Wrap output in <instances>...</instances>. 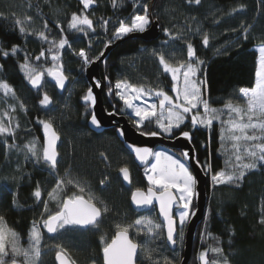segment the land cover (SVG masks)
I'll list each match as a JSON object with an SVG mask.
<instances>
[{"label":"snow or ice","instance_id":"snow-or-ice-1","mask_svg":"<svg viewBox=\"0 0 264 264\" xmlns=\"http://www.w3.org/2000/svg\"><path fill=\"white\" fill-rule=\"evenodd\" d=\"M45 3L51 6L50 0H45ZM186 3L199 6L202 0H186ZM110 4L118 11L124 8L125 0H110ZM260 4L264 5V0H260ZM79 5L81 7L78 10L67 15L66 23L56 19L50 24L40 4L34 5L31 0H27L26 11L22 16L11 13L12 31L18 34L23 44L5 46L0 41V60L4 61L0 63V73L6 71V62L15 58L23 80L38 94V104L42 109H48L55 103L46 85L53 83L54 87L64 90L69 81L64 64L65 52L78 57L86 68L104 57L116 41L131 34L146 33L160 19L159 16H153V0H135L127 17H97L94 8L98 0H79ZM245 9L246 5L241 3L232 8L231 14ZM31 10L35 11V15L29 14ZM0 18L8 20L9 16L0 13ZM37 19L40 21L39 28L35 27ZM196 21L197 18L191 16L182 27H163L166 39L159 48L151 50L162 74L170 77V91L159 84L133 82L126 76L118 77L113 82L105 75L104 80L109 84L108 95L122 102L119 112L127 113L130 123L141 136H163L167 139L183 137L191 143L196 130H211L214 123H219L220 144L217 151L224 157L223 166L214 169L210 158L201 162L192 150L176 154L135 143L127 144L135 159L143 165L146 180V186L131 189L130 202L136 209H154L156 215H138L131 221H115L110 237L101 233L98 239L102 264H144L145 259L152 260L156 253V249L149 247V243L158 240L170 245L174 252L176 248L184 246L185 228L197 214L194 202L199 196L200 181L193 171V161L210 176L214 188L228 185L239 189L250 173L264 170V39L253 49L257 53L254 85L240 87L239 100L230 99L221 107H215L206 95V61L197 55L191 39L185 35L189 32L200 34L202 45L209 47L212 37L209 32L202 31L200 26H194L192 22ZM214 23L219 24L220 20H214ZM252 28V24L242 22L239 28L231 31L240 32L242 40L248 41ZM29 38L40 42L38 54L27 50ZM93 41L102 43L103 49L91 57L89 51ZM77 43H84L85 46L76 48L74 44ZM177 43L186 46V58H177ZM169 47L172 48L171 52L167 51ZM242 47V43L237 44V48ZM220 51L216 49L217 53ZM224 54H228L226 50ZM94 87L101 88V81L95 80L81 97L88 106L86 112L97 103ZM28 111V105L17 94L14 86L0 76V144L5 158L11 155L22 156L25 164L43 166L41 170L48 171L55 178L50 190L43 189L39 181L35 182L31 196L35 203L42 204V209L39 216L31 221L26 243L22 242V234L8 224L6 216L0 214V264H41V258L48 247L44 244L45 232L58 236L77 229L99 230L104 218L114 211L91 191L86 182L73 177L67 169L63 176L59 174L58 142L61 137L52 117L36 119L43 130L42 144L38 143V137L23 144L16 142L18 131L21 130L20 116L23 114L26 117ZM108 114L113 115L112 112ZM89 122L96 128L102 126L95 111H90ZM152 125L154 129L150 130ZM189 125V130H183ZM116 131L121 137L126 135L121 128ZM100 156L104 160L108 159L103 152ZM23 166L18 162L14 170L20 175L3 178L5 183L16 184L11 201L15 208L24 206L18 198L20 182L24 179L21 172ZM118 171L122 180L132 185L130 168L125 164ZM107 180L105 176L100 180V185H105ZM69 187L76 191L68 194ZM50 202L56 203V210L50 209ZM204 219L207 228V214ZM258 223L264 225V214ZM205 234L212 237L214 243H209L199 251V264H232L220 237L213 236L211 232H202V239ZM140 236L146 237V240L142 242L137 239ZM53 247L57 249L56 260L59 264H77L65 246L57 243ZM178 256L179 253H175L172 257H164L163 264H180ZM92 264H96V261L93 260ZM155 264L160 262L156 261Z\"/></svg>","mask_w":264,"mask_h":264},{"label":"trees","instance_id":"trees-1","mask_svg":"<svg viewBox=\"0 0 264 264\" xmlns=\"http://www.w3.org/2000/svg\"><path fill=\"white\" fill-rule=\"evenodd\" d=\"M35 5L40 4L43 12L49 19L50 24L59 19L66 23L67 15L78 10L79 0H50V5L45 0H31ZM135 0H125L124 8L114 10L110 0H98V5L94 8L96 16H121L127 17L132 11L131 5ZM153 16H159V37L156 40L144 41L138 37L127 38L116 43L107 56L99 65V77L103 84L102 101L108 112L118 116L128 118L127 113H120L122 102L117 98L108 95V81L104 80L107 75L111 81L118 77H128L133 82H147L153 85H161L166 91L171 86L170 77L162 74L157 60L151 55L153 48H159L166 39L163 27H182L191 16L197 18L192 22L194 26H200L202 31H207L211 35L209 47L205 48L201 42V35L185 33L191 39L197 50V55L206 61L207 68V90L206 95L209 102L215 107H221L228 100H239L238 90L240 87H251L255 83V72L257 70V53L253 51L264 39V5L260 0H202V4L188 5L186 0H153ZM245 4L246 9L242 12L231 14L234 7ZM27 0H0V13L9 16L8 20L0 18V41L5 46L13 43H21L18 34L11 28V13L23 15L26 9ZM25 6V8H21ZM174 11L173 18L165 14ZM35 15V11L31 10ZM220 23H214V20ZM252 24L250 38L243 41L240 32L233 33L231 29L239 28L241 23ZM111 27V26H110ZM58 31V30H57ZM54 34H56L54 32ZM107 39V37H102ZM86 43V42H85ZM242 43V48H237V44ZM85 46L84 43L74 44L79 48ZM27 50L33 54H38L40 42L35 38L27 41ZM219 48L220 53L216 52ZM103 49V44L93 41V47L89 55L94 57ZM146 49V50H145ZM177 58H186V46L182 43L175 45ZM225 50L228 54H224ZM168 52L172 48L167 49ZM22 56V54H21ZM107 63H104V61ZM0 60V63H3ZM64 64L67 72L76 77L75 86L67 97L64 90L58 91L54 87L49 94L53 97L57 106L58 126L60 127L61 140L69 144V151L65 161L60 164L58 172L60 175L67 169L73 177L87 183L91 191L100 199L108 203L114 211L106 216L99 230L97 229H77L65 232L58 236L44 234V244L47 248L60 243L65 246L72 259L77 264H102L100 253L99 235L101 233L112 235L113 223L119 220H133L138 213L129 204L130 191L136 186H146L143 176V169H140L133 161L131 154L124 147L123 143L116 135V128H105L100 131L89 129L88 121L91 109L86 112L84 101L81 99L84 92L89 87L84 75V66L81 60L73 56L70 52H65ZM14 86L17 94L28 105V115L20 116L21 130L17 134V143L23 144L29 138L38 137L39 144L43 143L42 127L36 123V119L42 118L43 112L38 104V94L32 90L22 74L16 67L15 58L6 62V71L0 73ZM53 104V105H54ZM56 120V121H57ZM130 121V120H129ZM132 125V124H131ZM24 129H30L25 131ZM56 129V128H55ZM154 125L150 126V130ZM189 127L183 130H189ZM219 123H214L211 130L200 128L194 132L191 144L195 150V156L201 162L210 158L214 169L223 166L224 157L217 151L219 148ZM177 135H179L177 133ZM155 149H164L172 153L179 154L181 150H170L161 146ZM61 151V144L59 152ZM105 153L108 157L104 160L100 153ZM60 160V157H59ZM24 165L21 172L24 179L19 186V202L24 205L21 208L12 206V193L16 191V184L3 180L4 177L13 174L20 175L14 170L17 163ZM127 165L132 175V185L126 186L119 176V167ZM43 166L34 167L31 163L25 164L23 157L11 155L6 159L2 144H0V214L6 216L8 224L19 231L26 243L27 232L31 221L39 216L42 204L34 202L31 192L35 182L39 181L45 190L55 183V178L49 175L48 171L41 170ZM108 177L105 185H100V180ZM206 181V213L208 215V226L205 228V216L198 223L194 238L192 255L189 264H199L196 262L199 251L207 247L209 243H214L212 237L207 234L201 238L202 232H211L213 236L220 237L225 252L228 254L232 264H264V225L258 223L264 212V170L250 173L237 189L232 186L223 185L213 187L210 176ZM76 191L70 188L67 192ZM195 205V202H194ZM50 209L56 210V204L50 202ZM157 249L152 260L145 259L144 264H155L159 261L163 264L164 257H172L179 253L177 257L180 262L182 248H176L175 252L170 250L164 241L158 240ZM155 245V246H156ZM45 249L49 251V249ZM154 248V247H153ZM57 251V249H55ZM55 252L50 251L47 257L41 259V264H55L53 257ZM196 258V259H195Z\"/></svg>","mask_w":264,"mask_h":264},{"label":"water","instance_id":"water-1","mask_svg":"<svg viewBox=\"0 0 264 264\" xmlns=\"http://www.w3.org/2000/svg\"><path fill=\"white\" fill-rule=\"evenodd\" d=\"M159 34H160L159 25L157 21V22H154V24L148 29L146 33L131 34L124 39L138 37L144 41H150V40H156L159 37ZM120 41H116L113 45H111L110 48L105 52L104 57H102L100 60L96 61L92 65L87 66L85 68L84 75H85V79L87 80L89 86H92L95 80L100 79L99 77L100 63L104 60V58L107 56L109 51L113 48V46ZM102 88H103V84L101 88H95V87L93 88L94 94L97 97V103L94 106V108H92V111H95L97 118L101 121L102 126L99 128H96L95 126L91 125L89 122L90 121V118H89V121H88L89 129H91L92 131H100L103 128L112 127V126H117V128L123 129L126 133L124 137H121L117 131H116V135L118 139L123 143L124 147L131 154L134 163L140 169H143V165H141L140 162L135 159L134 155L127 148V144L129 143H135L138 146H147V147H153V148L161 146V147H164L170 150H181V151L192 150L193 154L195 155V150H194L193 145L189 141L184 139L183 137H179L178 139H167L163 136L162 137L141 136L139 132H137L136 129L133 127V125H131L127 117L122 116V115L118 116L114 113L113 115H109L108 114L109 112L106 111L105 106L102 101V90H103ZM58 91H62V90L58 89ZM60 144H61V139L58 142V149H59ZM192 167H193L194 173L197 175L200 181L198 185L199 196L195 201V208L197 210V214L196 216L192 218L191 222L187 225L185 229V242H184V246L182 247V257L180 260V264H189L191 254H192L194 233H195L198 223L204 218L205 213H206V201L207 200H206L205 185L207 181V176L205 172L198 165L195 164V161L192 162ZM119 176L121 177L120 173H119ZM122 182L124 183V185L128 186V184L124 182L123 180ZM129 204H130V207L137 213L151 210V209H136L135 206L131 204L130 199H129ZM48 235H51V234H48ZM167 247L170 250H173L170 245H167ZM53 260L55 264H59V262L56 260V252L54 254Z\"/></svg>","mask_w":264,"mask_h":264},{"label":"rangeland","instance_id":"rangeland-1","mask_svg":"<svg viewBox=\"0 0 264 264\" xmlns=\"http://www.w3.org/2000/svg\"><path fill=\"white\" fill-rule=\"evenodd\" d=\"M26 6V5H25ZM25 6H21V8H25ZM171 9H168V10H164V13L165 14H169L172 18H173V16H174V11H171L170 13H169V11H170ZM23 11H26V9H24ZM29 14H32L33 15V13H31V12H29ZM35 27H37V28H39L40 27V21H39V19H37L36 20V24H35ZM259 46V45H258ZM258 46H256V47H258ZM68 70V69H67ZM67 70H66V73L69 75V81L66 83V87H65V89H64V96L65 97H67L68 96V94L70 93V91L74 88V86L76 85L75 84V80H76V77H72V75H70L68 72H67ZM83 70L85 71V67L83 68ZM69 71V70H68ZM83 71V72H84ZM89 85V84H88ZM171 87V86H170ZM169 87V88H170ZM56 88V87H55ZM52 89H54V84L53 83H49V84H47L46 85V90L48 91V92H50ZM58 89V88H57ZM169 91H170V89H169ZM171 94V93H170ZM57 106L54 104V105H52V106H50L47 110H45L44 112H43V115L41 116L42 118H48V117H52L53 119H54V126H55V128H56V130H57V132H59L60 133V131H59V129H60V127L58 126L59 124H58V120L56 119V117H57ZM57 120V121H56ZM33 138H35V137H32V138H29L27 141H30V140H32ZM159 150V149H158ZM68 151H69V144L63 139V140H61V151H60V160H59V163L60 164H62L64 161H65V158L67 157V153H68ZM177 154V153H176ZM64 175V174H63ZM63 175H61V176H63ZM71 187H69L68 188V190L70 189ZM67 190V191H68ZM53 204H56L55 202H52ZM138 215H156V212H155V210L154 209H151V210H149V211H146V212H142V213H138ZM137 215V216H138ZM136 216V217H137ZM135 217V218H136ZM134 218V219H135ZM137 239H139L140 241H145L146 240V237H144V236H140V237H137ZM156 243H158V241H154V242H150L149 243V247H151V248H155V249H157V245H156ZM156 245V246H155ZM193 247V246H192ZM47 249H49V251H47V250H45L44 251V254H43V256H42V258L41 259H43L44 257H47L48 256V253L50 252V251H54V252H56V250H55V247H49V248H47ZM192 255V254H191ZM191 259V258H190ZM196 259V258H195ZM196 262H198L199 263V261H198V256H197V260H196Z\"/></svg>","mask_w":264,"mask_h":264},{"label":"flooded vegetation","instance_id":"flooded-vegetation-1","mask_svg":"<svg viewBox=\"0 0 264 264\" xmlns=\"http://www.w3.org/2000/svg\"><path fill=\"white\" fill-rule=\"evenodd\" d=\"M102 92H103V90H102ZM106 109V108H105ZM92 110V109H91ZM106 111H107V109H106ZM108 112V111H107ZM113 127V126H112ZM112 127H106V128H112ZM116 129H117V126H114ZM103 129H105V128H103ZM129 186V185H128ZM146 212V211H145ZM142 213V212H141ZM186 229V228H185Z\"/></svg>","mask_w":264,"mask_h":264}]
</instances>
